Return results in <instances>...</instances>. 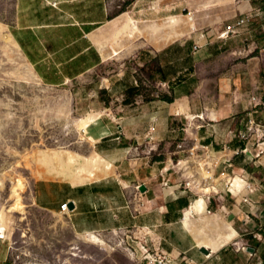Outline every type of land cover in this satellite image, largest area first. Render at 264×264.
Here are the masks:
<instances>
[{
  "label": "crops",
  "instance_id": "0c3cea01",
  "mask_svg": "<svg viewBox=\"0 0 264 264\" xmlns=\"http://www.w3.org/2000/svg\"><path fill=\"white\" fill-rule=\"evenodd\" d=\"M198 1L7 0L11 37L4 40L17 61L30 64H19L26 79L53 87L86 84L91 111L101 114L91 131L95 143L88 141L95 149L89 161L97 169L101 164L109 171L112 165L116 168L115 174L96 180L98 174L91 170L86 178L92 181L83 183L39 179L33 186L34 203L52 213L72 204L66 216L76 234L141 233L144 243L169 264H185L183 258L227 264L223 258L238 250L226 246L239 238L252 251L237 257L246 264H264V192L235 193L241 177L254 187L264 176V0ZM216 5L226 6L220 19L227 24L212 34L192 32L189 19L181 16L167 19L166 26L134 20L152 21L176 6L196 11L191 15L197 30L198 13ZM117 15L122 16L111 21ZM241 18L249 22L237 34L219 37ZM141 24H146L144 31ZM164 27L178 28L181 39L191 37L165 45L172 33L167 35ZM112 29L109 42L104 36ZM126 33L134 39L146 36L157 48L156 42L165 37V46L139 53L131 65H120L107 77H95L130 47ZM98 95L107 96L108 102L95 101ZM107 111L111 115L104 116ZM252 123L255 131H250ZM144 144L151 149L141 151ZM192 145L208 148L220 159L213 177H231V188L212 183L215 191L209 187L201 193L186 185L188 173L176 175L170 163ZM141 185L146 194L136 192ZM139 198L142 204L137 206ZM0 264H19L4 241Z\"/></svg>",
  "mask_w": 264,
  "mask_h": 264
},
{
  "label": "rangeland",
  "instance_id": "374dc122",
  "mask_svg": "<svg viewBox=\"0 0 264 264\" xmlns=\"http://www.w3.org/2000/svg\"><path fill=\"white\" fill-rule=\"evenodd\" d=\"M208 1L215 0L198 2L202 5ZM224 9H227L226 6L216 5L198 13L200 25L195 33L212 34L216 29L226 25L227 23H222L220 19L221 10ZM7 11V0H0V232L6 237L0 238V241L11 246L13 259L19 264H149L147 259L143 260L141 251L144 245L143 234H135L133 230L76 234L66 215L60 212H47L36 207L33 186L39 179L53 178L83 183L92 181L86 178L91 170H95L98 174V177L93 179L96 180L115 174L116 168L112 165V170L109 171L106 169V164H101L97 169L89 161L95 152L94 146L82 140L85 133L75 125L79 118L92 113V98L87 95V85L76 87V84H68L53 87L42 81L36 83L27 80V72L21 68V65L29 63L24 60V62L17 61L16 55L4 40L5 37L10 36L6 27ZM191 13L196 11L193 9L181 11V8L176 9L174 6L160 11L155 20L150 21L146 17L134 20L141 23L156 22L166 26L167 19L178 16L186 19ZM120 16L122 15L115 16L111 21ZM124 23L123 21L118 27ZM145 26L146 24L140 25L142 31L145 30ZM176 29L178 28L171 30L164 27L167 35L172 33L171 39L166 44L165 37L157 41L158 48L150 43L146 36L142 35L134 39L132 33H126L124 37L130 47H127L122 55L111 59L108 65L97 70L94 76L98 77V74L103 73L107 77L120 65H131L139 53L158 52L169 43L191 37V35L183 39L177 37L181 33ZM113 30L105 35L104 39L110 38L108 39L110 42L115 33ZM119 49L120 47H116V50ZM145 94L147 96L148 93ZM148 96L152 97L151 94ZM107 99V96H95V101L98 102L102 100L108 102ZM98 102L96 106L100 107ZM108 114L111 115V112L103 113L104 116ZM190 147L187 153L178 155L170 163L177 176H183L182 172L186 168L188 169L184 173H188L190 177L200 176L198 160L192 158L194 156L191 153L201 156L203 150L198 145ZM150 149L151 147L147 148L144 144L140 150ZM164 149V146L160 147L161 152ZM183 160L186 163L180 164ZM199 160L205 162L204 158ZM80 169L84 172L79 173ZM210 171L213 172L214 167ZM225 177L227 176L220 179L214 177L215 180L208 181L221 184ZM20 178L27 185V189L22 193L25 211L12 212L14 203L12 188L16 179ZM135 190L138 194L141 193L139 188ZM213 194L215 193L207 196ZM140 199L136 201L137 206L142 204ZM240 239L227 244V248L237 249L238 253L230 251V254L223 258V262L246 264L245 259L237 257L240 253L248 252Z\"/></svg>",
  "mask_w": 264,
  "mask_h": 264
},
{
  "label": "built area",
  "instance_id": "2783aa9c",
  "mask_svg": "<svg viewBox=\"0 0 264 264\" xmlns=\"http://www.w3.org/2000/svg\"><path fill=\"white\" fill-rule=\"evenodd\" d=\"M248 22H249V18H245V19L241 18V19L237 20V22L235 24L227 25L225 31L223 33H221V35L219 37L221 39H223V40L228 39L229 37L237 34L238 28L243 27ZM253 129H254V131L256 130V128H254V124L252 123L251 127H250V131L253 130ZM239 136L242 139H246L247 138V135L245 133H243V134L239 133ZM202 150H203V155L198 156L199 159L200 158H204V161L206 163V167H208V170L213 169V167L215 169V167H217L220 159H216L212 155L213 152L211 150H208V148L202 147ZM258 155H260V153ZM211 166H213V167L211 168ZM187 169L188 168H186L183 171L186 172ZM193 178H195V175H193L191 177L190 181L186 182V185L188 187H190L192 190L197 191L198 187L201 184H198V183L194 182L193 180H195V179H193ZM227 178L230 179V181L228 182V186L231 188L233 186L234 179H232L231 177H227ZM241 178L245 182V185L241 188V190L238 193H236V195L237 194H241L242 192H245V191L248 192V196H250L252 194H255L256 192H259V191L264 192V176L262 177V182L257 184V185H255L254 187L250 183H248L246 181V179H244L243 177H241ZM208 180H211V179H205L204 180V184L205 185L210 184ZM136 188L138 189L139 186H137ZM236 195L231 193V197L232 196H236ZM210 198L211 197L208 196V200H210ZM244 198H245L244 199L245 203H248V204L251 203V201H250V199H248V197H244ZM68 212H69L68 205L66 203H64L61 206V213L63 215H66ZM143 246L144 247L141 248V251H142V254H143V260L147 259L149 264H169L170 261L167 260L166 256L159 255L157 252L152 251L145 243H144ZM244 249H248V247L245 246ZM183 262H186L185 264H196L193 260H188L186 258H183Z\"/></svg>",
  "mask_w": 264,
  "mask_h": 264
},
{
  "label": "bare ground",
  "instance_id": "6f19581e",
  "mask_svg": "<svg viewBox=\"0 0 264 264\" xmlns=\"http://www.w3.org/2000/svg\"><path fill=\"white\" fill-rule=\"evenodd\" d=\"M189 22L192 25L191 31L195 32L196 31V27L194 26V18L193 16L190 14L188 17ZM101 116V114L99 113H95L92 112L90 114H88L85 117H81L79 118L75 125L85 133V137L82 138L83 140H87L89 142H91L92 144L95 143V137L94 135L91 133L92 131V127L98 122L99 117ZM192 158H195L198 160L200 169H199V177L194 178L195 180H193L194 182L201 184L198 187L199 192L203 193L205 189H208L209 187L215 191V187L212 185V182L208 185L204 184V180L205 179H211V180H215V178L213 177V172L210 170H207L208 168H206V163L205 162H201V160H199V157L195 155V153H191ZM186 162L183 160L180 162V164H185ZM77 169V168H76ZM193 176V175H191ZM91 178V177H88ZM230 181L229 178L225 177L224 179V186L226 189H229L230 187L228 186V182ZM245 185V182L243 180H241L240 184L236 187V191L235 193H238L241 188ZM239 188V189H238ZM27 189V185L26 183L23 181V179H16L14 186L12 188V198L14 199V203L12 204V208L11 211L12 212H24L25 211V205L23 204V197H22V193ZM193 212V211H192ZM24 214V213H23ZM0 238H5V236H3V234H1L0 232ZM143 248V246H142Z\"/></svg>",
  "mask_w": 264,
  "mask_h": 264
},
{
  "label": "water",
  "instance_id": "95a60500",
  "mask_svg": "<svg viewBox=\"0 0 264 264\" xmlns=\"http://www.w3.org/2000/svg\"><path fill=\"white\" fill-rule=\"evenodd\" d=\"M139 189H140V191L142 192V193H145L146 191H147V187L145 186V185H141L140 187H139ZM68 209L69 210H71L72 209V204H69L68 205ZM200 251L202 252V253H204V254H210V252L208 251V249L207 248H205V247H201L200 248ZM248 251H252V249H248Z\"/></svg>",
  "mask_w": 264,
  "mask_h": 264
}]
</instances>
